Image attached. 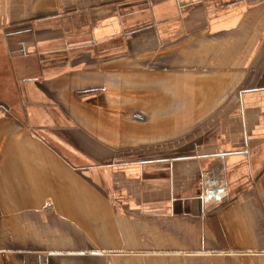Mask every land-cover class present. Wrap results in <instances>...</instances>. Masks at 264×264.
<instances>
[{"label": "crops", "instance_id": "0c3cea01", "mask_svg": "<svg viewBox=\"0 0 264 264\" xmlns=\"http://www.w3.org/2000/svg\"><path fill=\"white\" fill-rule=\"evenodd\" d=\"M0 264H264V0H0Z\"/></svg>", "mask_w": 264, "mask_h": 264}]
</instances>
